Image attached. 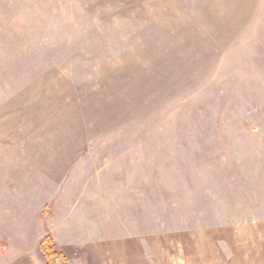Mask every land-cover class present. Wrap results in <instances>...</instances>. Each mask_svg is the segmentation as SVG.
Segmentation results:
<instances>
[{"label":"rangeland","instance_id":"374dc122","mask_svg":"<svg viewBox=\"0 0 264 264\" xmlns=\"http://www.w3.org/2000/svg\"><path fill=\"white\" fill-rule=\"evenodd\" d=\"M264 264V0H0V263Z\"/></svg>","mask_w":264,"mask_h":264},{"label":"trees","instance_id":"16d2710c","mask_svg":"<svg viewBox=\"0 0 264 264\" xmlns=\"http://www.w3.org/2000/svg\"><path fill=\"white\" fill-rule=\"evenodd\" d=\"M39 251L46 259V264H69L62 253L56 250L50 237H44L39 243Z\"/></svg>","mask_w":264,"mask_h":264},{"label":"crops","instance_id":"0c3cea01","mask_svg":"<svg viewBox=\"0 0 264 264\" xmlns=\"http://www.w3.org/2000/svg\"><path fill=\"white\" fill-rule=\"evenodd\" d=\"M0 264H2V263H0ZM3 264H7L6 262H4ZM13 264V263H12Z\"/></svg>","mask_w":264,"mask_h":264}]
</instances>
